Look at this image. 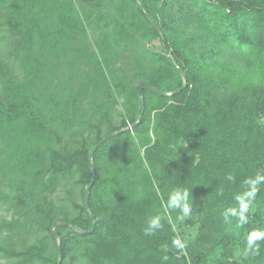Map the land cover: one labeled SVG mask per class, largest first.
I'll return each mask as SVG.
<instances>
[{
    "label": "trees",
    "instance_id": "trees-1",
    "mask_svg": "<svg viewBox=\"0 0 264 264\" xmlns=\"http://www.w3.org/2000/svg\"><path fill=\"white\" fill-rule=\"evenodd\" d=\"M108 1L0 0V39L9 33L17 55L30 50L52 10L66 39L86 32L92 18L111 29L123 48L108 56L113 47L105 46L101 76L124 96L125 117L108 132L97 125L96 137L78 147H53L52 129L0 59L10 97L0 102V129L19 127L9 152L19 170L52 181L78 170L90 187L74 202L78 216L57 218L37 205L47 235L21 250L9 238L0 255L18 258L14 264H60L87 242L85 264H264V0H125L109 20ZM187 23L195 30L187 33ZM128 32L159 39L163 52L117 40ZM128 47L161 63L134 89L120 80L121 69H110ZM185 225L198 226L193 240L183 236ZM49 240L55 257L45 254Z\"/></svg>",
    "mask_w": 264,
    "mask_h": 264
},
{
    "label": "rangeland",
    "instance_id": "rangeland-1",
    "mask_svg": "<svg viewBox=\"0 0 264 264\" xmlns=\"http://www.w3.org/2000/svg\"><path fill=\"white\" fill-rule=\"evenodd\" d=\"M124 1L109 0L103 9L105 19L117 17V8ZM57 15L52 10L50 17L44 20L41 32L35 33L30 50L18 55L14 52L16 43L6 32L0 39V59L12 68L14 85L26 87V93L30 94L40 116L52 129L53 140L49 145L64 150L78 147L85 139L93 140L97 135V125L108 132L123 124L124 96L116 94L109 81L101 76L106 69L102 64L105 61V46L113 47L107 51L110 56L112 51L121 50L123 44L115 43V33L106 29L104 24L96 26L95 18L88 23L86 32L66 39L62 36L64 25ZM195 28L193 23H187L184 30L188 33ZM119 36L117 40L122 42H133L152 52H163L161 41L152 39L150 34L141 36L128 32ZM167 53L170 55V50ZM124 54L125 58L111 64L110 69L114 74L121 69L120 80L127 82L130 89L139 85L140 75L147 78L156 75L161 64L157 56L153 59L147 51L128 47ZM136 75L138 78H135ZM171 78L170 75L168 86L175 84V79ZM7 98L10 97L6 96L2 78L0 102L5 103ZM18 128L16 124H5L0 129V245H6L7 239L12 238L15 248L21 250L24 244L36 243L47 235L45 215L36 209L37 205L52 207L57 218L63 216V212L70 217L78 216L79 210L74 202L81 204V191L86 187L88 194L90 187H87L86 179L78 170L71 177L53 181L50 174L44 175L45 172L25 176L18 168L17 159L9 154L18 141ZM15 177L17 179L14 180ZM19 225L23 227L17 232L14 227ZM57 227L56 223L53 227L55 232ZM181 231L187 240H193L198 226L185 225ZM47 243L45 254L55 257L56 245L50 240ZM88 245L87 242L80 243L65 260L60 258V264H85L81 251ZM17 259L0 255V264H14Z\"/></svg>",
    "mask_w": 264,
    "mask_h": 264
},
{
    "label": "clouds",
    "instance_id": "clouds-1",
    "mask_svg": "<svg viewBox=\"0 0 264 264\" xmlns=\"http://www.w3.org/2000/svg\"><path fill=\"white\" fill-rule=\"evenodd\" d=\"M174 199H177V197H174ZM178 199H183V197H178ZM182 211L185 213V214H187L188 213V211H189V209H188V206L187 205H185L184 206V208L182 209ZM158 218H154L152 221H151V223H152V225L153 226H157L158 225ZM261 237L260 236H250L249 237V243H252V242H254L255 240H257V239H260Z\"/></svg>",
    "mask_w": 264,
    "mask_h": 264
},
{
    "label": "water",
    "instance_id": "water-1",
    "mask_svg": "<svg viewBox=\"0 0 264 264\" xmlns=\"http://www.w3.org/2000/svg\"><path fill=\"white\" fill-rule=\"evenodd\" d=\"M147 86H149V84H147V83L141 85V87H140V89H139L140 94H141V92H142V89H143L144 87H147ZM107 138H108V137H106L105 140H106ZM93 154H94V152L92 153V158H93ZM87 196H89V190H88V194H87ZM95 225H96V220L94 219V226H93V229H94Z\"/></svg>",
    "mask_w": 264,
    "mask_h": 264
}]
</instances>
